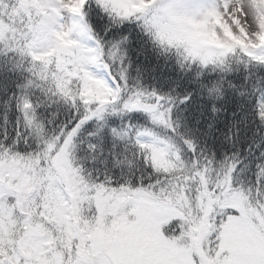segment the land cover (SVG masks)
<instances>
[{"label":"snow or ice","instance_id":"1","mask_svg":"<svg viewBox=\"0 0 264 264\" xmlns=\"http://www.w3.org/2000/svg\"><path fill=\"white\" fill-rule=\"evenodd\" d=\"M0 264H264V0H0Z\"/></svg>","mask_w":264,"mask_h":264}]
</instances>
